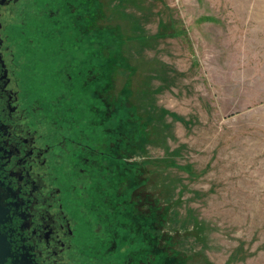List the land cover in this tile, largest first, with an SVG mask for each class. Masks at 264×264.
<instances>
[{"label": "rangeland", "instance_id": "1", "mask_svg": "<svg viewBox=\"0 0 264 264\" xmlns=\"http://www.w3.org/2000/svg\"><path fill=\"white\" fill-rule=\"evenodd\" d=\"M86 2L149 264H264V0Z\"/></svg>", "mask_w": 264, "mask_h": 264}, {"label": "flooded vegetation", "instance_id": "2", "mask_svg": "<svg viewBox=\"0 0 264 264\" xmlns=\"http://www.w3.org/2000/svg\"><path fill=\"white\" fill-rule=\"evenodd\" d=\"M95 21L86 0H0L6 264H149L155 252L127 216L128 146Z\"/></svg>", "mask_w": 264, "mask_h": 264}, {"label": "water", "instance_id": "3", "mask_svg": "<svg viewBox=\"0 0 264 264\" xmlns=\"http://www.w3.org/2000/svg\"><path fill=\"white\" fill-rule=\"evenodd\" d=\"M1 187V183H0ZM8 209L4 205V195L0 189V228L7 220ZM11 256L10 244L7 237L0 230V264H6L8 258Z\"/></svg>", "mask_w": 264, "mask_h": 264}]
</instances>
